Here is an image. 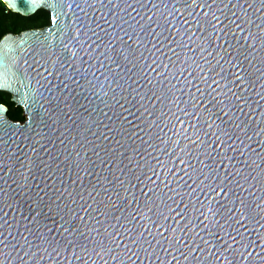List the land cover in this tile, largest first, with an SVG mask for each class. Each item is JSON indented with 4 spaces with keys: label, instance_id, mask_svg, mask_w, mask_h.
I'll use <instances>...</instances> for the list:
<instances>
[{
    "label": "water",
    "instance_id": "water-1",
    "mask_svg": "<svg viewBox=\"0 0 264 264\" xmlns=\"http://www.w3.org/2000/svg\"><path fill=\"white\" fill-rule=\"evenodd\" d=\"M0 264H264V0H1Z\"/></svg>",
    "mask_w": 264,
    "mask_h": 264
},
{
    "label": "trees",
    "instance_id": "trees-1",
    "mask_svg": "<svg viewBox=\"0 0 264 264\" xmlns=\"http://www.w3.org/2000/svg\"><path fill=\"white\" fill-rule=\"evenodd\" d=\"M50 22L49 13L40 9L30 16H22L12 12L0 0V39L8 33L19 34L30 29H40ZM10 94L0 91V104L7 107V116L13 121L23 122L25 117L22 108L10 101Z\"/></svg>",
    "mask_w": 264,
    "mask_h": 264
}]
</instances>
